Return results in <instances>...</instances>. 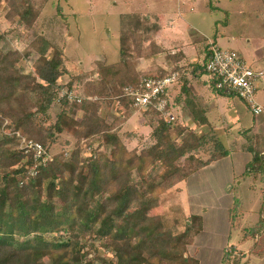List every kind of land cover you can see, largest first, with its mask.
I'll return each instance as SVG.
<instances>
[{
  "label": "trees",
  "instance_id": "16d2710c",
  "mask_svg": "<svg viewBox=\"0 0 264 264\" xmlns=\"http://www.w3.org/2000/svg\"><path fill=\"white\" fill-rule=\"evenodd\" d=\"M261 2L264 9V0ZM7 5L5 18L12 24L17 17V24L26 28L34 25L43 7L40 0H7ZM134 21L137 23V19ZM145 22L150 24L147 19ZM148 27L124 28L120 59L109 64L92 61L88 72L91 77L84 81V98L69 101L61 97L60 109L50 123V106L62 88L58 79L67 73L63 50L53 48L43 34L36 35L22 51L0 44V264H199L189 247L202 229V218L179 206L178 184L229 153L221 141L206 138L212 127L188 86V74L199 79L207 73L208 44L203 48V57L189 70L175 66L170 71L146 75L179 73L175 83L180 89L174 101L184 103L194 126L202 132L167 122L149 107L144 115H150L145 124L153 127L152 142L128 149L116 128L137 107H130L132 102L122 95V89L143 77L136 60L167 52ZM4 37L1 33L0 41ZM32 54H36L33 69L21 68L19 62ZM166 57L173 65L180 55L168 53ZM215 82L214 78L208 81L215 92L237 96L216 88ZM67 87L71 89L72 82ZM98 96L108 101L119 99L125 108L122 115L109 123L99 114L100 104L92 100ZM237 98L250 110L244 100ZM71 108L84 110L79 120L69 113ZM63 132L75 139L76 147L55 154L45 163H35L31 148H20V136L48 147ZM245 138L251 160L244 174L264 184V143L259 148L257 141L251 142L247 135ZM90 139L103 149H93L82 160L81 142ZM205 144H213L214 149L203 160L197 153ZM157 200L163 214L155 221L148 211ZM168 204L176 208L172 220L168 218ZM235 207L229 212L231 225L239 222ZM96 242L113 259L105 262ZM91 250L96 258H87ZM234 253L231 245L221 262L240 264Z\"/></svg>",
  "mask_w": 264,
  "mask_h": 264
},
{
  "label": "rangeland",
  "instance_id": "374dc122",
  "mask_svg": "<svg viewBox=\"0 0 264 264\" xmlns=\"http://www.w3.org/2000/svg\"><path fill=\"white\" fill-rule=\"evenodd\" d=\"M40 1L43 3V7L34 25L31 28H26L17 24V17L12 24L5 18L4 14L8 9L7 0H1L0 34L4 33L5 37L0 41V44L6 48L22 51L36 35L43 34L53 48L63 50L64 66L67 73L58 79L62 88L59 89L56 99L50 106L51 120L48 121L49 123L55 120L60 109L59 99L63 96L67 98L65 92H72L76 96L73 99L67 98L69 101L84 98V81L91 77L88 72L91 69L92 61L103 60L109 64L120 59L121 31L127 26L129 28L138 26L143 29L149 25L150 32L155 34L158 25L151 23V20L156 24L174 23L171 28L165 31L172 39L170 43H173V45L168 44L165 54L162 53L150 59L136 60L141 76L174 69L175 66L166 57L171 50L176 49L177 46L174 43L190 42L192 46L198 44L204 46L205 43L208 44L209 38H215V36L219 47L234 49L243 57L248 66L255 69L264 68V57L260 60L254 58L259 51H264V9L261 0ZM146 16L151 19H148L150 23L148 25L146 22L144 23V20L147 19ZM134 19H137V23ZM141 22H143L142 25ZM10 30L11 32L8 33ZM158 33L160 36V31ZM183 49L185 51V48ZM192 50L191 47L188 51ZM35 57L36 54H32L28 58H23L19 62V66L31 71L33 69L32 60ZM201 58L202 56L198 57V59ZM98 76V73H95V77L99 78ZM204 76L208 81L207 76L205 74ZM69 82H72L71 89L67 87ZM198 83L202 82L199 80ZM179 89V84L174 83L169 92L170 99L177 104L175 108L177 119L174 122L194 127L196 131L202 132L200 128L194 126L192 120L188 119L190 113L184 103L180 104L174 101V96L178 94ZM106 99L105 96L92 97V100L100 104L99 114L111 123L122 115L125 108L117 98L112 101ZM256 99L263 101L264 98L263 95L260 97L258 95ZM179 104L180 107H178ZM130 107L135 108L133 105ZM88 109L87 106L86 110ZM83 111V109H69V113L77 120L80 119ZM133 112H137V114L131 118L127 125L124 122L116 129L128 149H139L151 144L150 134L153 127L151 123L145 126L144 132L146 133H143L141 137L134 136L135 134L130 135V133L133 134V128L137 129L136 127L149 120L150 116L144 115L145 109L143 108H136ZM262 118L264 119V111L257 119L251 117L249 124L253 125L254 129L249 132L247 129L242 137L236 130L227 138L224 135L221 137L217 132L209 133L207 139L213 137L222 143L227 140V144H225L227 149L231 150L230 158L217 164H210L200 171L197 170L178 184L180 186V191L177 194L179 206H182L186 212L191 211L202 218V227L205 228V233L199 235L198 238L201 257L210 252L212 261H218L216 260L218 246L229 243L228 245L235 244L244 250L248 248V255L244 260L242 251L235 248L236 254H234L238 257L240 264H264V259L255 252L258 251L264 255V192L262 191L264 184L259 178L253 179L249 175L242 174L241 171L243 169L242 161L246 158L241 142L244 141L246 145L248 144L245 136L247 135L253 143L257 141L258 147L264 143V122L261 125L257 124L258 120ZM74 141L75 139L68 133L58 134L54 142L48 147H44L45 155L41 157V160H38V154L34 156L35 163H45L61 151L70 152L76 147ZM89 141L92 142V145L88 144ZM93 149H97L99 152L103 147H98L97 141L83 140L81 142L82 160L93 153ZM213 149V144H205L197 154L205 160ZM235 200L238 201L237 204H234ZM172 206L174 209L169 208V204L167 205L171 210L168 216L170 220H172L176 209L174 205ZM233 206H236L233 210L237 212L239 222L236 221L233 226H230L227 214ZM148 213L155 221L158 216L163 214V208L158 200L149 208ZM257 226H260V229H256ZM255 229L257 232L253 231ZM245 231H248L246 236ZM225 242L227 243L224 244ZM246 244L248 245L246 246ZM95 246L105 262L113 259L112 254L102 247L100 242H96ZM251 247L253 250L250 249ZM229 250H231V245L227 246L224 252ZM93 254L94 251L91 250L87 258H96ZM201 261L204 260L201 259ZM222 264H226V262L223 260Z\"/></svg>",
  "mask_w": 264,
  "mask_h": 264
},
{
  "label": "crops",
  "instance_id": "0c3cea01",
  "mask_svg": "<svg viewBox=\"0 0 264 264\" xmlns=\"http://www.w3.org/2000/svg\"><path fill=\"white\" fill-rule=\"evenodd\" d=\"M146 17H147V20L150 19V17H148V16H146ZM151 23H153L154 25H158V27L156 26L157 30L155 31V39H156L157 44L162 45L165 49H167L168 44L170 43V40H172V39L165 31L168 30V28H171L174 23L173 22H167L166 25H165V23L156 24L152 20H151ZM159 31H160V36H158ZM217 41L218 40L215 36V38L214 37L209 38L208 43L214 42L217 44ZM166 44H167V46H166ZM170 44L173 45V43H170ZM174 45H176L177 47H176V49L171 50L170 53L175 54V55L178 54V55H180V57L173 65L179 66V67H184V70H189V68H191V65L194 62L199 60L198 59L199 56L203 57V55H204L203 48L206 45V43L204 44V46H202V45L199 46V44L192 46V43H190V42H187V43L176 42V44L174 43ZM191 47L193 48V50L188 51L191 49ZM183 48H185V51ZM187 48H188V50H187ZM165 53L166 52H164V54ZM161 54H159V55H161ZM263 57H264V51L261 50L256 54V56L254 58L257 60H260ZM254 58H253V60H254ZM252 63H253V61H252ZM260 69L264 72V68H260ZM187 76H188L187 78L189 79L188 86L190 87L192 94H194L196 103L204 110V114H205L208 122L210 123V125L212 127V132H217L221 137H223V135H224V137L227 138V137L231 136L232 133L236 130L239 134H241V137H242V135L245 133V131L247 129L249 131L254 129L253 125L249 124V121L251 120L250 119L251 117L253 119H255V118L257 119L262 114V112L264 111V99H263V101H261V100L258 101V99H256V101L260 105H262L263 111L259 115H253L251 113V111L248 110L247 107L237 98V96L220 95L219 93L215 92L209 86L208 81L205 79L204 75H202L199 79H196V78L192 79L189 74ZM199 80L202 83H198ZM258 95H259V97L263 95V98H264V75L259 80L258 88L256 91V97H258ZM180 104L178 105V107H180ZM136 114H137V112H135V113L133 112L130 115V117H128V119L125 121L126 125L131 120V118H133ZM188 119L192 120V116H190V114L188 116ZM263 122H264V119L262 118L261 120H258L257 124L261 125ZM145 126H148V125L143 123V124H140V126H137L136 127L137 129L133 128L134 129L133 131L131 129L133 135L135 134L134 136L141 137V135L143 133H146V132H144ZM226 141L223 144H225ZM241 143H242V148L244 149V154L246 155L245 156L246 158H244V160L242 161L243 169L241 170L242 174H244V171L246 169V165L251 160V153L247 150V147H246L247 145L245 144V142L242 141ZM226 144H225V147H226ZM228 150H229V153L226 156L210 162L209 164L202 167L201 169L206 168L210 164H212V165L217 164L220 161H224L226 159H229L230 155H231V150L230 149H228ZM201 169H199V171ZM239 201L242 203L241 199H239ZM188 212L195 214L191 211H188ZM228 218H229L228 222L231 226L229 211L227 214V219ZM203 233H205L204 227H202L201 231L194 237L193 243L189 247V252L192 253V255H194L198 259L199 264H222V262H221L222 253L224 252L225 248L227 246H230V245H233L234 248L241 250L242 254L244 255L243 260L246 259L247 255H248V253H247L248 248L246 247L247 249L244 250L242 248H239L235 244L228 245L229 243L226 244L228 241L224 243L226 245L218 246L217 250H219V251H218V254L216 257V260H218V261H212L210 252L205 253L203 255V257H201V249H200V245L198 242V238H199V235L201 236V235H203ZM247 245L248 244H246V246ZM219 252H221L220 255H219ZM258 256H261L264 259V255L262 253H258ZM201 259H203L204 261L202 262Z\"/></svg>",
  "mask_w": 264,
  "mask_h": 264
},
{
  "label": "built area",
  "instance_id": "2783aa9c",
  "mask_svg": "<svg viewBox=\"0 0 264 264\" xmlns=\"http://www.w3.org/2000/svg\"><path fill=\"white\" fill-rule=\"evenodd\" d=\"M205 69L208 81L211 78L216 80V88L235 93L248 104L253 115L261 114L263 107L256 101L259 80L264 75L261 69L248 66L234 49L221 48L214 42L208 43ZM178 76L177 71L163 77L143 76L137 84H129L123 91L133 106L143 109L152 107L167 122H171L177 119V115L176 104L170 99L169 92ZM65 93L68 99L76 98L72 92ZM74 100L80 101V98ZM25 147L31 148L34 156L39 155L38 158L45 155L44 147L40 143L20 136V148Z\"/></svg>",
  "mask_w": 264,
  "mask_h": 264
}]
</instances>
